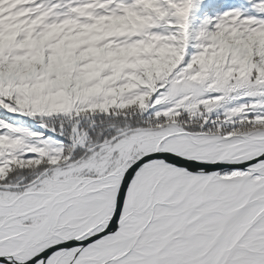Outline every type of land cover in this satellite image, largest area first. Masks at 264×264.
<instances>
[{"label":"snow or ice","instance_id":"6c2138e0","mask_svg":"<svg viewBox=\"0 0 264 264\" xmlns=\"http://www.w3.org/2000/svg\"><path fill=\"white\" fill-rule=\"evenodd\" d=\"M0 264H264V0H0Z\"/></svg>","mask_w":264,"mask_h":264}]
</instances>
